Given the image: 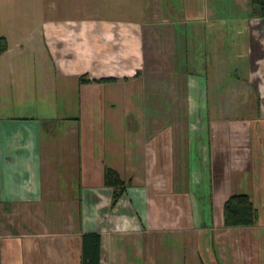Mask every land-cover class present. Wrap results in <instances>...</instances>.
I'll use <instances>...</instances> for the list:
<instances>
[{
    "label": "crops",
    "instance_id": "0c3cea01",
    "mask_svg": "<svg viewBox=\"0 0 264 264\" xmlns=\"http://www.w3.org/2000/svg\"><path fill=\"white\" fill-rule=\"evenodd\" d=\"M151 1L46 0L48 10L73 5L79 15L45 18L27 32L0 2V36L8 42L0 55V264H81L82 235L90 232L101 235L99 264H264L263 228L225 227L222 213L232 194L261 200L264 133L256 118L264 113V20L247 21L245 78L243 66L228 70L224 21L192 28L202 39L192 52L173 2ZM230 72L236 80L227 79ZM83 74L116 81L80 83ZM106 83H121L125 107L134 111L121 120L130 127L118 131L122 141L105 135ZM149 106L159 112L147 115ZM209 106L257 107L256 118L233 125L229 116L211 117ZM160 108L169 109L163 115ZM59 123L78 125L69 132L78 137L79 187L70 197H46L43 130ZM106 166L123 180L133 172L137 182L121 197L133 208L111 211Z\"/></svg>",
    "mask_w": 264,
    "mask_h": 264
},
{
    "label": "rangeland",
    "instance_id": "374dc122",
    "mask_svg": "<svg viewBox=\"0 0 264 264\" xmlns=\"http://www.w3.org/2000/svg\"><path fill=\"white\" fill-rule=\"evenodd\" d=\"M2 0H0L1 2ZM86 0H83L85 2ZM151 1V0H147ZM177 10V13L180 15L179 19H186L187 22V30L189 34L187 35V41L191 42V45L187 43V48L192 52H195L199 45L197 41H202L200 38V32L196 34L192 32V28L194 29L195 26H207L209 23H212L213 19L224 21L220 22L223 29L220 31H225L226 33V42H225V52L226 53V63L229 67L228 70L234 68L235 66H243L244 67V77L248 78L247 71L248 69L246 66L248 65L249 58L246 53H244L241 44L245 43V45H250L249 36L250 28L248 26L247 21L252 19H262L261 17H253L252 12L253 9L249 5V0H212V2H207V0H192L194 7L189 6L188 1L190 0H171ZM152 2V1H151ZM6 3V10L4 11V15L10 16L11 20L16 22V29L20 32H27L28 28L34 29L42 20L45 21V18H57V17H65L69 18L74 13L78 11L73 5H70L67 9L61 10L58 14L57 12L51 11L47 9L46 0H5ZM182 3H186L187 9L179 11V6ZM208 4V5H207ZM179 5V6H178ZM207 5L210 11V16L204 13L203 8ZM9 6V9H8ZM8 9V10H7ZM48 10V11H47ZM252 10V12H251ZM152 10L147 11V14L153 15ZM2 12H0L1 14ZM109 16L112 18H123L124 12L122 11H106ZM139 13V12H137ZM143 12H140L142 15ZM163 13V12H162ZM176 13V12H174ZM127 14V13H126ZM77 15H79L77 13ZM164 15V14H162ZM182 17V18H181ZM233 24V25H232ZM238 24V25H237ZM211 25V24H210ZM180 28H183L181 25ZM227 27V28H226ZM216 29V27L214 28ZM264 30L263 28H260ZM217 30V29H216ZM207 31L209 27L204 29L203 36L204 40L207 39L205 35H207ZM199 35V36H198ZM253 49V46H251ZM250 49V46H249ZM260 46L257 47V50H262ZM192 54V53H190ZM257 61V60H256ZM114 71H118L117 68H113ZM235 73V72H234ZM229 81L236 80V75L229 73L227 76ZM235 83V81H234ZM223 90L225 87H222ZM104 93H105V100L107 105L109 106V118H107L108 113L104 114L103 126L105 128V135L108 137L113 138L114 140L116 137H120L119 141H122V136H118V131H122L123 129H129L128 127L124 126L126 120H131L134 118V111L132 108L125 107V91L123 90V85L121 83H106L104 84ZM63 103L62 101H60ZM212 105V100L209 101ZM214 102V101H213ZM254 102V101H253ZM167 107V106H166ZM169 108H160L163 115L167 113ZM257 107H240V106H230V107H215L209 106V114L211 117L216 116V113L220 115V117H231V123L239 124L238 120L246 121V120H254L255 117V110ZM59 113H64L67 116L74 115L68 108H58ZM145 113L152 114L155 111L159 112V108H154L149 106V108H144ZM200 114V112H199ZM204 117V116H202ZM254 117V118H253ZM261 117V119H260ZM215 118V117H214ZM263 118V119H262ZM124 119L125 121H121ZM235 119V120H234ZM260 119V120H259ZM260 122V125L256 128L259 130V133H264V113L261 115L259 113V118H256ZM109 121V122H108ZM119 122V125H118ZM225 123H228L226 121ZM128 124V122H125ZM75 127L77 129L78 125L76 124H69V123H59L53 124L51 128L43 130V138H42V147H43V187L45 190L46 197H60L67 195L68 197L73 196L75 194L77 188L79 187V170H78V161L79 155L76 157V152L78 149V137L77 132L73 131L72 135L69 132L71 128ZM119 126V127H118ZM244 126H242L243 128ZM104 128H102L104 130ZM226 129H231L232 127L227 126L224 127ZM79 129V128H78ZM238 130V129H233ZM46 131V132H45ZM118 140V139H117ZM264 143V139H262ZM114 154H112L113 156ZM108 156V155H107ZM123 178L127 184V186H131L132 182L136 183L137 181L133 180V172L132 171H125L123 172ZM136 173V172H134ZM260 176L256 178L258 182V186L256 187L258 191H261V200L259 203L255 202L254 205L258 211H260L261 219L257 221L256 226H260L259 228L264 230V162L260 165L259 170ZM131 176V177H130ZM205 186V181H203ZM105 186V185H104ZM106 187V186H105ZM105 188L104 190H108ZM111 189H109L110 191ZM101 191V189H100ZM202 192V188H200ZM125 194V193H124ZM123 197V196H122ZM253 200V198L251 197ZM119 202V201H118ZM111 207V211L117 212L119 207L121 209L122 204L124 207H134V202L132 200L127 201V195L120 200V202ZM146 204V203H145ZM201 210L206 208V203L204 201L200 202ZM205 210V209H204ZM111 213V212H109ZM196 213L195 212V226H196ZM223 213V208H222ZM259 214V213H258ZM224 225V223H223ZM153 236V235H152ZM151 236V237H152Z\"/></svg>",
    "mask_w": 264,
    "mask_h": 264
},
{
    "label": "trees",
    "instance_id": "16d2710c",
    "mask_svg": "<svg viewBox=\"0 0 264 264\" xmlns=\"http://www.w3.org/2000/svg\"><path fill=\"white\" fill-rule=\"evenodd\" d=\"M253 9V17L264 18V0H249ZM8 48L7 39L0 36V55ZM114 77L90 78L83 74L79 78L80 83H105L114 82ZM104 185L111 189L112 206H115L127 190V184L117 170L106 166L104 169ZM258 210L251 196L247 193L230 195L223 205V223L225 227H249L255 226L258 221ZM101 254V235L98 232L84 233L82 235L81 264H99ZM203 264V263H202Z\"/></svg>",
    "mask_w": 264,
    "mask_h": 264
}]
</instances>
